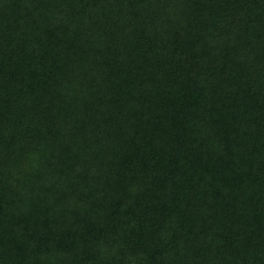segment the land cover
I'll use <instances>...</instances> for the list:
<instances>
[{"label": "trees", "instance_id": "obj_1", "mask_svg": "<svg viewBox=\"0 0 264 264\" xmlns=\"http://www.w3.org/2000/svg\"><path fill=\"white\" fill-rule=\"evenodd\" d=\"M0 264H264V0H0Z\"/></svg>", "mask_w": 264, "mask_h": 264}]
</instances>
